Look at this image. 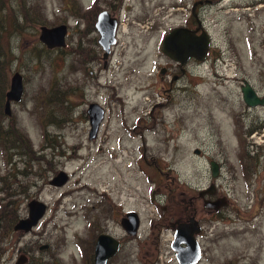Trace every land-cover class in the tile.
I'll list each match as a JSON object with an SVG mask.
<instances>
[{
	"label": "rangeland",
	"instance_id": "374dc122",
	"mask_svg": "<svg viewBox=\"0 0 264 264\" xmlns=\"http://www.w3.org/2000/svg\"><path fill=\"white\" fill-rule=\"evenodd\" d=\"M88 1L0 0V135L13 130V144L27 139L33 150L27 154L22 146L11 149L9 136L0 140V209L15 202L20 218L26 216L31 199L47 204L30 233H6L5 241L0 232V264H14L20 249L32 242L50 245L46 254L55 260L50 264H83L80 242L92 231L102 204L113 207L107 215L113 235H125L119 224L122 213L135 210L141 217L138 236L125 240L109 264H177L171 230L158 242L150 235H157L159 228L151 226L162 213L181 214L179 208L163 210L166 188L179 198V190L189 196L208 184L209 159H224L221 184L231 187L227 169L231 159L237 166L238 138L231 136L230 102L231 108L239 106L231 76L240 73L205 66L189 71L170 88V78L160 73L168 58L161 50L166 24L164 7L158 3L170 0H127L132 1L135 19L127 23L128 6L121 10L119 42L107 66L99 62L89 69L84 56L89 39L98 33L89 34L84 19ZM249 9L245 8L251 19L231 14V65L247 67L254 81L257 74L251 66L264 65V11ZM145 15L148 22L143 21ZM60 24L67 26L65 46L47 48L39 40L40 27ZM15 72L22 75L24 91L19 101H11L8 116L5 93ZM186 88L189 93L183 91ZM91 101L105 109L93 139L87 114ZM259 110L264 113V107ZM60 170L68 174V181L50 185L48 180ZM5 184L15 190L9 197L3 192ZM262 220L256 231L231 235L228 218L220 219L211 230L218 237L199 264H264Z\"/></svg>",
	"mask_w": 264,
	"mask_h": 264
},
{
	"label": "flooded vegetation",
	"instance_id": "af4514ba",
	"mask_svg": "<svg viewBox=\"0 0 264 264\" xmlns=\"http://www.w3.org/2000/svg\"><path fill=\"white\" fill-rule=\"evenodd\" d=\"M141 1L143 4H145L146 2L151 3L154 0ZM158 3L159 5H162L164 7L163 18L164 23L166 24V31L162 40L169 34H171L174 30L181 29L185 31L187 35L189 34L191 38H193V45L197 48V52L199 55L200 51L203 50L204 44L206 42L205 56L202 57V59H200V57L194 56L186 58L185 56V61L181 62L171 58L169 55L163 52L161 41V50L167 56L168 64L167 66H163L161 68L160 73L163 78L165 76L170 78V88L173 86L174 82H176L180 78L187 77L186 74L189 71H193V69L203 70L205 66H207L209 69L215 70V72L218 71V67H228L230 69L233 68L235 71H238V73H240V75L231 76V81L234 82V85L237 89V95L239 96V106H233L231 108L230 102L229 109L232 122L231 136H236L238 138L237 147L234 152V156L237 161V166L233 165L234 163L231 159V168L227 169L230 173L229 180L231 181V187L225 188L222 187L221 184V180L224 179L223 169H225L226 164L224 159H222L223 161H220V159H209L208 163L210 166V170L211 164H216L217 175L214 176L213 172L211 171V178L208 184L206 186L197 188L194 191V194L189 196H185L184 193L186 192H184L183 190H179V193L177 194L179 198H176L174 195V190L166 188L167 191L164 195L165 206L163 210L165 212H171V209L174 210L175 208H179V210H181V214L175 215L171 213L167 217L165 216V213H162L161 217L159 218V221L157 223L153 222L151 226L152 229H154V227L159 228L157 235H155L154 231L150 235L151 240L158 239V242L161 239L164 231L171 230L172 233L170 239V247L175 254L177 264H180L177 259V252L171 246L174 240L177 225L182 222H188L190 218L195 219L197 225L200 227L199 232L194 233V237L199 244L201 252L200 259L195 264H199L200 260L202 259V256L209 249L208 245H212L218 237V232L216 233L211 230L212 227H218L217 224L220 219H223L224 217L228 218L231 235L246 234L251 233L252 231H256L258 230L257 228L261 227L260 225L263 222L264 113L263 111L261 113L259 108H263L264 105H247L243 99V88L249 85V87L253 89V91L258 97L264 98V65L251 66V68L253 67L254 72L257 74V78L255 77L254 81H252L251 76L247 74V67L237 64L231 65V14L233 15V17H236L237 15L239 19H243L245 18V16L251 19V13L249 11H246L245 8L249 7L251 9L252 7L253 10L258 11L262 9L264 11V0H170L167 3ZM124 7H127V12L129 13V15L126 16L125 21H127V23H131L135 19L131 11V9L133 8L132 1H88V6L84 14V19L87 23L89 34L96 30L98 36H92L89 39V45L87 47L88 49L84 56L87 68L90 69L92 65H97L99 62L104 68L107 66L108 60L113 54L114 47L117 45V42H119L118 34L119 30L121 29L123 19L121 17V10L124 9ZM236 9H239V12L237 14ZM102 12H106L108 14L109 19L113 18L116 20V42L115 44H111L110 51L106 57L105 50L99 43L100 34L96 27V22L98 21L99 15ZM148 20L149 16L145 15L143 21L148 22ZM247 27L248 24L245 26V28ZM157 28H159V25L157 26ZM144 30H146V28ZM185 51L186 48H183L181 51L182 56H184ZM185 82L188 83V80H185ZM183 91L189 93V90H187V88ZM6 100L7 98L5 93V102ZM90 104L101 106L98 101H91L89 102V106ZM101 107L104 109L103 106ZM88 109L87 114L89 120L90 115L88 113ZM197 150L199 152V149ZM54 177L55 176L53 175L52 178L48 180L49 184ZM175 189H177V187ZM225 189L227 190L225 191ZM154 193L155 191H153L152 194V202L155 201ZM182 203H184V205ZM208 204L213 207H207L206 205ZM102 208L103 209L101 210L100 215L97 216L96 221L91 223L92 231L89 232L88 230L86 238L80 242L81 249L83 251V264H95V246L100 235L112 236L120 243L118 250L113 256L107 259L106 264H109L111 260H113L120 254L125 240L138 236V232L136 236H129L125 233V231L124 236H117L116 234H111L112 232L107 227V221L109 219L107 215L110 211L112 212L113 207L107 208L106 204H102ZM129 211L130 210H128L127 212ZM127 212H125L124 214L122 213L119 219V224L123 230L124 228L122 226V221L126 216ZM27 215L28 211L26 216ZM24 217H20L18 218V220ZM139 218L140 229V215ZM9 224L10 221H8L7 225H5V227L2 229L5 241L7 239L8 234L16 233L18 235H26L30 233L34 227L37 226L35 225L29 232H21L14 231V224L12 226L10 225L9 228ZM6 233L7 235L5 237ZM33 243L34 242L31 243L32 245L29 248L25 247L20 249L18 257L16 258L14 264H16L17 260L20 257H22V259L24 260L22 264H50L51 261H55L54 258H50V256L46 254V252L50 248V245L42 244L38 246V242L34 244ZM184 245L185 244H182V246ZM4 251L5 253H9V248H5ZM7 259V261H11L12 258L11 256H8Z\"/></svg>",
	"mask_w": 264,
	"mask_h": 264
},
{
	"label": "water",
	"instance_id": "95a60500",
	"mask_svg": "<svg viewBox=\"0 0 264 264\" xmlns=\"http://www.w3.org/2000/svg\"><path fill=\"white\" fill-rule=\"evenodd\" d=\"M96 27L99 31L100 38L99 43L105 50V57L110 51L111 44H115V30L116 20L109 19L106 12H102L99 15ZM67 32V26L60 24L54 27H40L39 40L46 45L47 48L63 47L65 46V35ZM185 31L181 29L174 30L171 34L162 40V50L171 58L184 62V57L189 58L205 56L206 42L203 50L200 51V55L197 52V48L193 45V38ZM186 48L184 56L181 51ZM23 93L22 75L19 72L13 73L10 79L9 90L6 92V102L4 105V112L6 115H11V101H19ZM243 99L249 106L264 105V98L258 97L253 89L249 85L243 88ZM88 113L90 115L89 123V138L93 139L97 135L99 125L104 117V109L95 104H90ZM197 154L198 150L195 151ZM211 171L213 175H217L216 164H211ZM68 179L67 174L64 171H60L51 181L50 184L54 186H62ZM217 204V202H216ZM207 207H213L206 205ZM47 210V204L40 199L33 198L28 202V215L19 219L13 226L14 231L29 232L41 218L45 215ZM124 231L129 236H136L139 226L140 218L137 212L130 210L122 221ZM200 227L197 225L195 219L190 218L188 222H182L177 225L174 240L171 244L172 248L177 252V259L180 264H195L199 261L201 252L199 244L194 237L195 232H199ZM119 241L109 235H100L96 246L95 264H106L107 259L113 256L119 248ZM182 244H185L182 246ZM24 260L20 257L16 264H22Z\"/></svg>",
	"mask_w": 264,
	"mask_h": 264
},
{
	"label": "trees",
	"instance_id": "16d2710c",
	"mask_svg": "<svg viewBox=\"0 0 264 264\" xmlns=\"http://www.w3.org/2000/svg\"><path fill=\"white\" fill-rule=\"evenodd\" d=\"M0 10H1V8H0ZM9 55V53H4V55ZM6 59H7V57H4V62H6ZM12 132H9L8 133V136L10 137V138H12L11 140H10V146L9 147H11V149H14V148H19L20 146H22V148H24L25 149V151L27 152V154H33V150H32V147H31V145H30V143L28 142V140L26 139V140H20V143H21V145H15V144H13L14 142H15V140L13 139V137H12V133L14 132L13 130H11ZM8 136H1L0 135V140H3V142H5V140L7 139V137ZM9 142V141H8ZM7 142V143H8ZM25 172V171H24ZM26 173V172H25ZM16 176V175H15ZM13 178H15L14 176H13ZM15 182H17L18 184H17V186L18 187H20L21 188V190L23 189V191L25 192L26 191V189L25 188H23V186L19 183V181L18 180H16ZM16 186V188H18ZM9 187V186H8ZM6 188V184H5V186L3 187V192H5V190H6V192H7V194H8V196L7 197H9L11 194H10V191L12 190L13 192H15V190H13V188L11 189L10 187L9 188ZM5 189V190H4ZM1 200H3V199H1ZM4 203V202H3ZM17 210V207L15 206V202H11V201H8L7 203H4L3 204V206H2V208L0 209V232H3V228L5 227V225H7V223H8V221H10V224H9V228H10V225L12 226L17 220H18V216H16V214L17 213H15V211ZM4 222V224H2Z\"/></svg>",
	"mask_w": 264,
	"mask_h": 264
}]
</instances>
